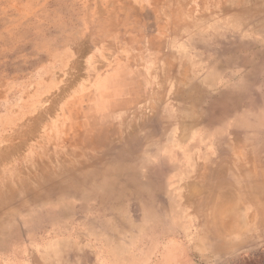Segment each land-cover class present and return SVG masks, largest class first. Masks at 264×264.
<instances>
[{"label":"rangeland","instance_id":"obj_1","mask_svg":"<svg viewBox=\"0 0 264 264\" xmlns=\"http://www.w3.org/2000/svg\"><path fill=\"white\" fill-rule=\"evenodd\" d=\"M252 1L0 0V196L16 193L25 181L29 187L38 180L55 184L44 198L50 202L37 208L19 211L16 198L3 202L0 264H96L91 249L81 250L80 242L71 246V227L80 231L81 223H87L89 237L95 239L98 223L112 233L108 216L115 214L124 238L145 222L149 208L140 199H156L160 192L156 168L175 170L160 147L178 128L153 117V127L137 128L136 142L120 129L118 141L109 139L97 149V138L104 136L94 111L112 99L101 93L104 88L116 95L132 87L133 108L145 110L162 105L166 75L204 71L207 78L201 82L210 89L212 108L206 116L216 125L200 133L224 135L219 148L240 152L247 151L248 138L264 140V8ZM142 76L150 83L140 88L136 81ZM174 109L169 110L170 122ZM258 150L252 153L256 156ZM80 153L95 165L93 170L75 171L74 178L59 174L58 165L73 164ZM165 177L171 191L164 190L168 202L160 210L185 217V247L149 264H264V240L247 249L225 248L228 206L219 223L226 229L224 242H216L204 228L198 234L191 208L184 210L174 200L184 191L179 188L183 177ZM114 189L122 204L105 207L103 214L102 201L107 205Z\"/></svg>","mask_w":264,"mask_h":264},{"label":"crops","instance_id":"obj_2","mask_svg":"<svg viewBox=\"0 0 264 264\" xmlns=\"http://www.w3.org/2000/svg\"><path fill=\"white\" fill-rule=\"evenodd\" d=\"M130 66L131 65L129 61H127L126 68L129 69ZM143 69V71L146 72V69ZM205 74L207 75V73H205L204 71H188L187 73L166 75V77L163 78V83L165 85L162 88V91L164 93V96L162 98V105L155 108L147 107V110L141 109L136 111V108H133V104H131L132 87H128L127 89L116 93V95L113 92H109V89L107 88H104V91L101 90V93L112 96V99L106 102L104 104V107L98 104L99 107H97V110L95 109L94 111V118L96 119L97 127H99L100 129L107 126L108 128L110 127L109 129L112 130V132H119L120 129L129 128V134L135 135L137 128H147L149 127V125L150 127H153L154 125L151 119H153V117L160 116L163 119V125H165L166 127L178 128V132L172 131L173 133L170 136H165L163 138V142L165 143L160 147L162 157L168 162H171L175 170L169 171V169L165 167L156 168V172L153 174L154 182L156 183L155 185L157 187V182L161 181L160 183H162V185L158 186V190L160 187L161 190L160 192L156 193V199H151L147 195L144 198L140 199L145 200V207L149 209L146 210L145 215H143V217H145V222H143L139 226L137 225L138 228H136V233H134L133 236L127 235V237L124 238L120 236V220L116 219V217H118L119 215L115 214H113V216H108L109 218H112V222L114 223L111 228L112 233H105L104 225L101 226L100 223H98V233H96L95 239L89 237L88 229L86 230V227L88 225L87 223H81L80 231L73 232L72 227L70 228L71 231L70 234L68 232L67 239L69 240L71 246L74 248V246L78 245L80 242L81 250H85V247L91 249V254L95 256L96 264H149L150 262H157L159 255L171 252V250H178L180 248L182 249V251H184L186 228V221L184 216H179L178 213L173 216H167L162 213V209L160 210L163 201L164 203L165 201L168 202L164 190H166L167 192L170 190V178L165 177V175L181 176L183 177V180L191 174H194L195 163L203 164L207 161L205 160L207 158H209L208 163H210L211 160H215L214 158L220 156L224 158L228 157V154L231 151L219 148L218 144L224 142L221 139V137H223L224 135L216 136L215 134L208 135L200 133L202 132V129H208L207 127L216 125L213 123L209 124L210 118L206 116V112L209 111V109L212 110V108L211 106H209L211 97L210 89L206 87L207 83L201 82V79L207 78ZM130 76L135 77V75L132 74H130ZM173 80H187L188 83L191 82L189 84L193 88H196L194 90V92H196H185L184 98L173 97L172 95H174L177 91L173 89L174 86H172L173 88L170 87L172 85L171 81ZM149 83L150 80L143 76L142 79H138V81H136V84L139 85L140 88L148 86ZM157 84H161L160 80L157 81ZM101 93L97 91V94L101 95ZM200 95H202L204 98H199ZM189 97L195 98L194 100L190 99V102L185 101V99ZM174 98L179 102L175 103ZM170 107H175L176 114H181L182 112L186 111L188 114H190V117H194L197 122L191 123L194 120L193 118H190V122H188V120H185V122H181L178 119H173L170 122ZM99 109H105L106 111L104 114L97 115L96 113L99 112ZM149 122L152 123L149 124ZM180 128L183 131H187V134L184 133L185 135H183ZM146 135L149 136L148 131H146ZM151 135H153V131L150 136ZM102 139H104V137ZM99 140L100 139L97 138L98 142ZM202 143H206L207 145H203ZM209 149H213V154H210ZM241 152V155H243L245 150H241ZM184 157L188 158L184 160ZM127 168H129V170L127 171L131 172L132 167ZM158 176H160L159 179ZM178 179L180 180V178ZM113 181H116V179H113ZM103 185L104 184L100 186ZM114 193L115 189L113 191L112 198L108 200L107 205L105 204V200L102 201V206L100 207H102L101 211L103 212V214L105 213V207L114 208L121 206L122 202H116ZM159 197H162L163 199ZM174 200H176L177 202L179 201V198ZM103 217H105V215H103ZM98 218L100 217L98 216Z\"/></svg>","mask_w":264,"mask_h":264},{"label":"bare ground","instance_id":"obj_3","mask_svg":"<svg viewBox=\"0 0 264 264\" xmlns=\"http://www.w3.org/2000/svg\"><path fill=\"white\" fill-rule=\"evenodd\" d=\"M252 3H254V0L250 4ZM258 5L264 8V0H259ZM174 30H176L175 27ZM202 82L206 83L205 80H202ZM189 83L184 81L182 84L180 81L173 80L170 87L174 86V88H172L177 91L172 96L175 98H184L185 92H194L196 88H193ZM175 98L174 102L178 103L179 101L177 99L175 100ZM194 98L189 97L185 99V101L190 102V99L194 100ZM199 98L202 99L204 97L200 95ZM183 113L185 114L183 115ZM190 118L194 119L193 121L191 120V123L197 122L195 118L190 117V114H188L186 111L182 112L181 114L177 113L175 117V119H178L181 122H185V120L190 122ZM151 120L153 121V119ZM109 128H103L101 135L104 136V139H100L99 142H97V144H99L96 146L97 149L104 148V143H108V139H111L112 141L115 138V140L118 141V139H116V137L119 136L117 132H112V130ZM129 131V128H123L124 134H127L130 138L133 137L132 139L135 141L136 137H134V134H129ZM249 139L252 138H248L249 142L245 141L248 145V147H246L248 152L246 151L243 153V155H241L242 152L239 153V151L235 150L236 147H234V151L231 149V147L228 157L224 158L220 156L214 158L215 160H211L210 163H208L209 159L207 158L205 159L207 161L203 164L195 163L194 174L192 175L193 179L184 178L183 180L179 181V188L184 190H182L183 192L180 194L179 198L180 207H183L184 210H186L185 208H191V217H193V220L198 221V223L194 225V228H197V226L199 227L197 232L198 234H200L204 228V230L211 232L213 234H211L212 236H215V241L219 242V244L221 241L224 242V237H222L221 233H224L226 230L223 229L225 228L224 225L222 224V228L219 223L224 218L222 214H224V211H226L225 206H228V211L230 212L228 213V230L226 231L228 233V241L224 244L225 248L228 249L234 247H243L247 249L264 240V140H261L260 143H258L260 137L258 139L256 138L257 140ZM91 140L92 139L88 140V142H95V140ZM253 146L255 147L254 149ZM256 149L259 150L258 154L255 156L252 152ZM78 155L82 157L81 161L79 162L76 160H78L77 158L80 157L74 156L75 158L73 160V164L68 165V163H60V165L57 167V169H59L58 171L60 172L59 174L66 173L69 174L67 175V178H74L73 174L75 173L73 172L78 170H90L95 167V165L91 164L89 160H86L89 158H85L82 153ZM70 161L72 162V160ZM19 186L20 189L16 193L11 191V194H7L3 198L0 196V220H3L4 217H6L2 210L4 205L7 206L8 201H12L15 198L19 199V211H26L27 208L31 207L32 205L33 207L37 208V206L39 207L47 202H50L49 199L44 198L49 196L48 193H50L53 188H55L54 182H41L40 180L33 182L32 186L30 187L26 185V181L24 183H20ZM188 187L191 188L188 189ZM54 190L56 191V189ZM196 236L198 237V235ZM226 244H228V246H226ZM32 260L33 258L31 257V261Z\"/></svg>","mask_w":264,"mask_h":264}]
</instances>
